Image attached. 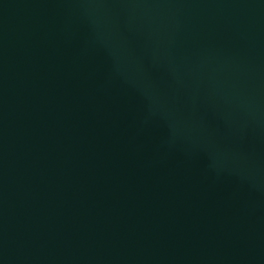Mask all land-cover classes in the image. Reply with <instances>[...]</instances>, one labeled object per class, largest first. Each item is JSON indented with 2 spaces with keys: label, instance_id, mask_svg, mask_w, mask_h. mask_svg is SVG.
<instances>
[{
  "label": "water",
  "instance_id": "1",
  "mask_svg": "<svg viewBox=\"0 0 264 264\" xmlns=\"http://www.w3.org/2000/svg\"><path fill=\"white\" fill-rule=\"evenodd\" d=\"M0 264H264V0H0Z\"/></svg>",
  "mask_w": 264,
  "mask_h": 264
}]
</instances>
